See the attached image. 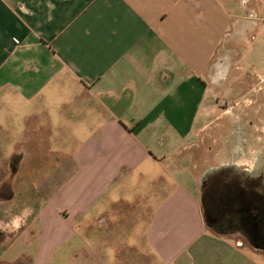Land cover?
Here are the masks:
<instances>
[{"label": "crops", "instance_id": "obj_1", "mask_svg": "<svg viewBox=\"0 0 264 264\" xmlns=\"http://www.w3.org/2000/svg\"><path fill=\"white\" fill-rule=\"evenodd\" d=\"M229 81L237 82L241 96L264 98V86L253 89L260 81L264 85V0H0V111L9 112L6 121L5 114L0 120V134L6 123L41 135L43 143L57 135L52 142L68 150L37 157L30 142L17 145L0 162L7 166L0 175V193L9 182L0 197V249L15 240L16 229L10 225L17 216L11 208L14 178L23 176L24 165L34 163L38 168L30 173L39 181L29 182L35 185L57 167L61 178L72 171L73 176L56 195L63 223L49 213L39 239H27L39 245L32 260L26 259L29 264H46L109 187L121 183L131 191L146 180L158 201L137 237L165 264L167 257L176 256L171 264H254L239 252L241 242L230 244L228 236L205 221L195 184L199 182L201 192L210 166L195 172V157L187 153L190 145L172 141L170 118L178 108L180 88L198 82L205 97L226 92ZM213 112L206 108L207 115ZM49 165L53 168L47 170ZM141 188L137 197L148 198L146 185ZM36 198L28 202L29 216L40 211ZM127 213L119 218L130 226ZM102 217L103 228L110 227ZM5 235L12 239L4 242ZM128 251L124 264L145 263L134 248Z\"/></svg>", "mask_w": 264, "mask_h": 264}, {"label": "rangeland", "instance_id": "obj_2", "mask_svg": "<svg viewBox=\"0 0 264 264\" xmlns=\"http://www.w3.org/2000/svg\"><path fill=\"white\" fill-rule=\"evenodd\" d=\"M192 83L180 88L178 108L174 109V115L170 118L174 127L172 141L190 145L187 153L194 155L195 162L191 165L197 173L207 166H210L211 169L209 170H216L222 165L226 166L227 163L237 164L234 167L238 171L251 168V165L254 168L259 160L256 158L255 163L252 162V158L254 154H258L256 153L257 148L259 150L264 148V98L251 93L245 96L239 95L240 86L235 81L228 82L225 88L226 92H216L211 96L207 94L204 97L205 92L202 85L196 82L193 86ZM263 86V81H260L259 85L253 89L257 91ZM182 92L184 95H182ZM215 98L218 100L217 103L214 102ZM248 100L250 104H247ZM207 107H211L216 112L207 115L205 113ZM213 107H216V110ZM8 113L6 110L0 111V120L5 114L4 120L6 121V118L9 117ZM14 120L16 121V119ZM19 120H22V118ZM167 122H164V126L167 125ZM92 129L93 127L86 129L85 134L91 133ZM4 132L0 134V162L10 158L17 145L30 142L37 157H42L45 152L63 153L68 151L59 149V145L52 142V140L58 139L57 135H51V138H49L51 142L43 143L41 135L24 132L23 127H13L6 123ZM176 135H178L177 139ZM67 146L72 145L68 143ZM33 152L31 151V153ZM37 166L34 163L33 165L27 163L22 169L23 176L20 175V177L14 178L15 185L11 191V196L15 195V197L11 208L13 214L17 216L11 219L10 225L16 229L15 240L11 245L0 249V264H29L26 259L30 257V260H32L39 245L38 241L27 243V239H39L43 225L50 218L49 213L53 212L51 215L56 214L54 221L63 223L65 220V217L60 214L62 204L56 195L65 182L69 180L68 177L72 175L73 171L64 175L63 178L65 179H63L61 178V167H57L49 178L35 185V183L29 182V179L39 181L38 177L34 178L35 173H30V170L38 168ZM238 167H241V169ZM51 168L53 166L49 165L46 169ZM6 169L7 166H0V175H4ZM158 172L162 174L161 171ZM137 174L138 172L135 174L133 183L137 179ZM163 174L165 183L171 186L170 179L165 173ZM148 179H152V177ZM149 181L146 180L147 184L142 182L140 187L131 186V191H125L121 183L114 185L112 189L109 187L97 205L90 207L84 216H80L81 220L78 221V226L73 229L72 236L66 243L53 250L52 256L46 264H124L122 258L128 254L130 248H134L144 257L145 263L142 264H165V260L159 258L151 245L137 237L143 229L144 220L150 216V212L154 208L152 206L158 201L157 197L152 195V184L148 183ZM160 183L161 181L158 182V185ZM7 184L9 185V182H4V186ZM143 185H146L144 193L149 195L146 199L137 197L140 191L143 192L141 188ZM79 186L80 183H77L71 187L73 194L78 193ZM261 188L264 189V183ZM32 190L38 192L27 193V191ZM200 193L202 192H200L199 182H197L195 184V196L199 203H201ZM35 196H39V199L36 198V204L39 202L40 211L36 215L29 216L28 207L31 204L30 202L34 201L33 197ZM123 202H132L133 206L127 209ZM7 208H3V212L7 211L5 214L10 215ZM123 211L128 212L130 226H125L120 221V213ZM203 213L206 217L204 207ZM100 216H103L102 218L110 227L103 228L102 222L99 221ZM25 218L29 219V224L24 223ZM13 221L18 222V224L22 221L21 223L25 225L20 223L19 228L24 225V229L18 231L19 228L14 226ZM212 230L214 231V229ZM189 234H191V231L186 234V237ZM4 237L7 239L4 242H9L12 239L11 235H5ZM228 240L233 245L235 242H241L243 248L238 249L239 252L254 264H264V252L253 250L251 245L239 235L234 234ZM82 252L87 254L89 259H84L85 256L82 255ZM167 259L169 261L167 264H171L179 259V256L167 257ZM244 263L247 262L244 260ZM128 264L130 263L128 262ZM131 264H137V262H131Z\"/></svg>", "mask_w": 264, "mask_h": 264}, {"label": "flooded vegetation", "instance_id": "obj_3", "mask_svg": "<svg viewBox=\"0 0 264 264\" xmlns=\"http://www.w3.org/2000/svg\"><path fill=\"white\" fill-rule=\"evenodd\" d=\"M256 153L252 162L258 158L259 163L254 168L238 167V171L237 164L227 163L207 171L201 179V194L209 227L224 236L237 234L253 250L264 252V148ZM8 189V184L1 187L0 197Z\"/></svg>", "mask_w": 264, "mask_h": 264}, {"label": "clouds", "instance_id": "obj_4", "mask_svg": "<svg viewBox=\"0 0 264 264\" xmlns=\"http://www.w3.org/2000/svg\"><path fill=\"white\" fill-rule=\"evenodd\" d=\"M13 224H14V226L16 227V228H19V224L18 223H16L15 221H13Z\"/></svg>", "mask_w": 264, "mask_h": 264}, {"label": "trees", "instance_id": "obj_5", "mask_svg": "<svg viewBox=\"0 0 264 264\" xmlns=\"http://www.w3.org/2000/svg\"><path fill=\"white\" fill-rule=\"evenodd\" d=\"M205 217V216H204ZM206 218V217H205Z\"/></svg>", "mask_w": 264, "mask_h": 264}]
</instances>
